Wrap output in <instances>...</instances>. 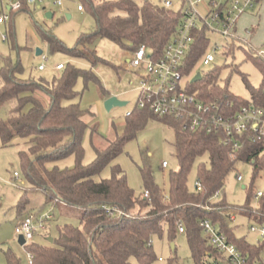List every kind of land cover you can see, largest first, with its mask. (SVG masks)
<instances>
[{
  "label": "trees",
  "instance_id": "trees-1",
  "mask_svg": "<svg viewBox=\"0 0 264 264\" xmlns=\"http://www.w3.org/2000/svg\"><path fill=\"white\" fill-rule=\"evenodd\" d=\"M261 1V0H260ZM95 22L94 29L83 33L73 49H68L43 26L35 27L42 42L50 53H67L82 59L93 68L102 61L93 44L98 39H107L127 52H134L144 46L152 57H160L164 48L173 38L181 20V12L165 8L151 0H79ZM21 12H29V5L22 0ZM6 31L12 39V17ZM195 40L184 66L183 74H193L195 65L206 52L208 42L206 29L194 34ZM262 81L258 89H250L252 99L260 96L264 82V62L260 61ZM23 68L3 60L0 67V105L14 102L6 121L0 120V140L2 147L12 144L14 138L23 141L26 149L19 151L18 158L24 178L31 189L40 191L46 202H55L80 212L79 226L64 225L57 238L47 245L25 246L33 255L32 264H151L155 259L151 239L164 233L173 241L181 223L187 237L190 253L195 264H206L208 256L216 252L204 239L200 227L201 220H210L219 227L227 240L242 253L253 254L256 246L244 240H237L234 228L221 215L224 209H241L239 215L252 219L254 196L258 189L254 182L264 173V142L245 140L243 147L230 157L231 150L221 144V138L203 132L184 129L180 121L172 117L161 118L174 129V154L178 169L169 174L168 191L160 188L154 181L151 168L144 163L140 168L143 194L135 196L127 184L124 173L118 166H111L107 179L94 178L123 151L138 129L148 119H159L146 109H136L126 116L124 131L113 141H107L104 149L92 145L95 158L83 164L84 149L82 138L90 128L88 118L94 114L88 108H81L74 102L79 93L75 90L77 80L97 81L91 70H82L67 65L51 82L33 81L22 77ZM249 87V86H248ZM190 93L198 92L200 98L208 103L214 99L229 100L235 108L247 104L220 89L209 77L191 83ZM109 98L104 94V99ZM28 108L24 112L25 108ZM90 137L98 135L95 126L90 129ZM207 156V164H199L196 181L200 190L187 187V176L195 160ZM69 156L74 157L71 168L47 167ZM237 164L251 168L250 184L243 186L246 193L244 208L224 202L222 190L226 178L235 171ZM219 192L220 199L212 200ZM147 193V196L145 195ZM22 202L19 203L21 209ZM264 212V196L258 202ZM124 215H118L117 212ZM254 219L255 218L254 216ZM6 264H20L8 250L4 253Z\"/></svg>",
  "mask_w": 264,
  "mask_h": 264
},
{
  "label": "rangeland",
  "instance_id": "rangeland-1",
  "mask_svg": "<svg viewBox=\"0 0 264 264\" xmlns=\"http://www.w3.org/2000/svg\"><path fill=\"white\" fill-rule=\"evenodd\" d=\"M55 1H60L56 5ZM138 1V0H137ZM160 4L163 0H151ZM172 10L182 8V0H169ZM198 6L201 14H204L205 4L208 0H200ZM224 1V0H223ZM6 6V0H3ZM79 0H43L35 6L29 7V12H14L12 17V39L3 42L0 38V67L3 60L10 61L13 65L20 64L23 68L22 77L33 81L51 82L59 75L56 65H73L82 70H91L97 81L84 82L77 80L75 90L79 93L74 102L81 108H88L94 114L88 118L90 128L95 126L98 135L90 137V128L82 138L84 149L83 164L91 163L95 154L92 145L99 149L107 146V141H113L121 136L124 131L126 114H130L137 107L139 98V86L142 77L146 76L145 68L126 69L130 52L124 51L115 43L107 39H98L93 44L97 55L102 61L93 68L82 59L71 57L67 53H50L46 43L42 42L35 27L41 25L68 49H73L83 33L91 32L95 22L91 15L83 10L79 12L77 6ZM46 13L53 14L47 18ZM69 17V18H68ZM6 28L0 30L7 36ZM245 30L251 34L246 36ZM237 33L247 40L249 44L260 47L264 45V0H261L253 10L243 15L237 25ZM208 46L206 53L217 46L221 48L213 52L214 62L209 66L197 63L193 70L202 79L209 77L221 89H227L230 94L242 99H249L250 89H258L262 81L261 64L254 57L251 49L245 43L225 40L219 33L206 31ZM41 50V55L36 56L35 51ZM149 53V51H148ZM46 57V60L43 59ZM43 65L42 71L38 67ZM193 78V77H192ZM192 78L190 80H192ZM1 85V83H0ZM249 86V87H248ZM104 94L116 97L125 106L113 107L106 111L103 106ZM14 102H6L0 105V120L8 119L9 111L14 107ZM27 107L24 112L27 111ZM161 119V118H159ZM175 132L165 122L158 119H148L135 136L127 141L123 151L94 179L100 181L107 179L111 174V166H118L126 177V181L135 196L143 194V183L140 168L146 163L152 172L155 183L165 191H168L169 174L178 169V161L174 154ZM26 149L23 141L14 138L8 147H2L0 140V264H6L4 253L10 251L20 264H28L27 250L20 246L14 234L17 222L25 216L36 219L50 215L51 219L43 230L37 229L30 244L37 246L47 245V238H57L58 231L64 225L79 226L80 212L77 209L67 208L55 202H46L44 195L31 189L27 184L21 170L18 153ZM167 164L162 168V163ZM206 155L197 158L188 173L187 187L194 189L196 182V169L199 164H207ZM74 165V157L69 156L63 160L49 164L47 167L56 166L60 169L71 168ZM17 173V177L13 174ZM243 177L241 182L236 181V175ZM251 168L248 165L237 164L235 171H231L226 178L222 190L224 202L228 205L244 208L246 206V193L242 186L250 184ZM255 189H264V173L254 182ZM220 199V198H219ZM22 202L20 210L19 203ZM249 205L255 206L253 202ZM257 222L247 215H237L230 227L234 228L237 240H244L251 246L261 242L257 232H251L250 227H258ZM219 228V227H218ZM152 252L155 259L151 264H195L185 234H177L173 241H169L164 233L161 237L151 239ZM173 245V247H172ZM132 264H138L135 260Z\"/></svg>",
  "mask_w": 264,
  "mask_h": 264
},
{
  "label": "built area",
  "instance_id": "built-area-1",
  "mask_svg": "<svg viewBox=\"0 0 264 264\" xmlns=\"http://www.w3.org/2000/svg\"><path fill=\"white\" fill-rule=\"evenodd\" d=\"M43 0H25L29 6H35ZM260 0H208L205 4L204 14L198 10L202 3L200 0H182L181 20L173 38L169 41L160 57H152L144 46L130 53L131 56L126 62V69L145 68L146 76L141 78L139 86L138 109H146L153 116L159 118L172 117L180 121L184 129L192 132H203L207 135H215L221 138V144L229 147L230 157L236 159V153L243 147L245 140L252 142H264V82L260 96L252 99L249 97L247 104L235 108L229 100L221 101L214 99L205 103L198 92L190 93L194 76L185 77L183 74L186 58L192 49L195 40V33L202 28L206 31L219 33L225 40L237 41L249 46L254 57L264 62V45L257 47L249 44L247 40L237 33L239 19L248 11H251ZM60 5V1H55ZM165 8H172L169 0L161 1ZM22 0H0V26L9 21L10 14L20 11ZM82 11V7L78 6ZM246 36L251 34L250 30H245ZM1 40L6 41V36L1 34ZM222 48V47H221ZM221 48L215 46L211 53H204L200 59L202 66H209L214 62L213 52ZM46 60V57L43 56ZM63 68L62 65L55 67L56 71ZM44 66L38 67L41 71ZM201 75V74H200ZM202 78V75H201ZM193 79V78H192ZM130 114H126L129 116ZM167 164L162 163V168ZM17 173L13 177H17ZM243 177L236 175V181L241 182ZM195 188L200 190V184L196 181ZM147 196V193H145ZM264 196V189H258L254 196L255 206L252 209L253 217L257 222V228L250 227V231L257 232L261 242H257L256 250L253 254L242 253L235 245L227 240V237L220 232L219 228L210 220L204 219L200 222L204 239L216 252L213 256H208L206 264H264V212L258 208V202ZM220 198L216 192L212 200ZM241 209H224L221 215L230 223H234L236 216ZM124 215L119 211H112L111 214ZM255 218L257 219H254ZM50 215H45L36 219L25 216L20 219L14 227V234L18 238L22 236L25 243L30 244L37 229L43 230ZM179 234L184 233L181 223L177 224ZM28 264H32L33 255L27 252Z\"/></svg>",
  "mask_w": 264,
  "mask_h": 264
},
{
  "label": "water",
  "instance_id": "water-1",
  "mask_svg": "<svg viewBox=\"0 0 264 264\" xmlns=\"http://www.w3.org/2000/svg\"><path fill=\"white\" fill-rule=\"evenodd\" d=\"M45 16H46L47 18H52V14H51V13H46ZM68 18H69V17H68ZM41 53H42V52H41V50H39V49H37V50L35 51V55H36V56L41 55ZM199 80H201V75H200V73H197V74L193 77L192 82H197V81H199ZM125 105H126V102H122V101L118 100L116 97H109V98H107L106 100H104V102H103V106H104V109H105L106 111L111 110L113 107H122V106H125ZM242 188H243V186H242ZM47 240H48L50 243L52 242V239H51V238H47ZM17 241H18V244H19L20 246H23L24 243H25V241H24V239H23L22 236H19V237L17 238ZM172 247H173V245H172Z\"/></svg>",
  "mask_w": 264,
  "mask_h": 264
},
{
  "label": "crops",
  "instance_id": "crops-1",
  "mask_svg": "<svg viewBox=\"0 0 264 264\" xmlns=\"http://www.w3.org/2000/svg\"><path fill=\"white\" fill-rule=\"evenodd\" d=\"M80 6V5H79ZM30 7V6H29ZM77 10H78V6H77ZM79 11V10H78ZM83 11V10H82ZM82 11H79V12H82ZM52 17H53V14H52ZM9 25H10V22H6V23H4L3 25H1L0 26V30L2 29V28H6L5 30L7 31V29H8V27H9ZM5 31V32H6ZM1 38V37H0ZM4 42H6V41H4ZM59 65V64H58ZM57 66V65H56ZM42 71V70H41ZM60 71V70H59ZM106 100V99H105ZM18 223V222H17ZM27 262H28V259H27Z\"/></svg>",
  "mask_w": 264,
  "mask_h": 264
}]
</instances>
